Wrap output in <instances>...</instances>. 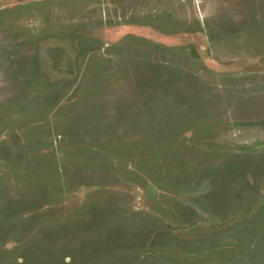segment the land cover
I'll return each instance as SVG.
<instances>
[{
  "label": "rangeland",
  "instance_id": "374dc122",
  "mask_svg": "<svg viewBox=\"0 0 264 264\" xmlns=\"http://www.w3.org/2000/svg\"><path fill=\"white\" fill-rule=\"evenodd\" d=\"M0 264H264V0H0Z\"/></svg>",
  "mask_w": 264,
  "mask_h": 264
}]
</instances>
